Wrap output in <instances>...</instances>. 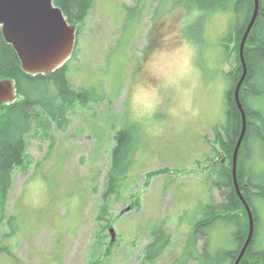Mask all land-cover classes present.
<instances>
[{
  "label": "rangeland",
  "instance_id": "rangeland-1",
  "mask_svg": "<svg viewBox=\"0 0 264 264\" xmlns=\"http://www.w3.org/2000/svg\"><path fill=\"white\" fill-rule=\"evenodd\" d=\"M158 1H140L141 12L138 0H95L76 28L67 76L74 88L103 98L71 99L53 119L36 108L8 193L7 214L19 229L0 264H171L204 205L226 201L228 189L211 185L216 176L208 174L220 162L229 166L213 127L224 123L238 66L240 40L228 38L233 17L214 15L201 40L189 41L184 11L158 10ZM125 126L139 139L135 160L118 191L103 196ZM251 145L253 173L264 174V148ZM258 209L256 244L264 248V204ZM162 221L170 243L147 262L144 247ZM234 228L220 223L211 243L229 246Z\"/></svg>",
  "mask_w": 264,
  "mask_h": 264
},
{
  "label": "trees",
  "instance_id": "trees-1",
  "mask_svg": "<svg viewBox=\"0 0 264 264\" xmlns=\"http://www.w3.org/2000/svg\"><path fill=\"white\" fill-rule=\"evenodd\" d=\"M140 1L142 0H138L136 6L141 11L144 5L139 6ZM94 2L95 0H54V4L62 10L68 23L75 25L76 28L84 22ZM163 4H167L168 9L180 8L184 11L182 36L186 40L197 42L201 40L206 22L223 12L230 13L233 17L228 38L235 33L237 39L241 41L254 9V0H159L157 9L159 10ZM137 7L133 9L136 10ZM124 9L133 10L127 7ZM138 14L141 15L140 12ZM156 15L157 10L153 18ZM237 48L238 66L235 74L231 76L225 94V120L224 123L213 127L223 150L229 155V158L227 157L229 166L220 162L219 165H213L208 174V178L216 176V179H212L211 185L228 189L226 201L222 204L210 201L204 205L202 212L195 217L194 223L190 222L191 230L180 254L171 264H189L191 261L196 264H233L247 237L248 215L236 193L231 176L232 153L242 122L233 96L234 87L242 72ZM244 58L247 74L239 96L247 120L251 116L256 121L251 122L250 119L247 121L237 166L240 156L246 164L244 167L243 162H239L236 175L239 190L253 214L254 232L239 264H264V248H259L256 244L257 229L261 225L258 206L259 203L264 204V174L255 175L250 162L253 152L251 143L264 148V0H259L258 13L245 43ZM67 70L66 62L46 74L30 75L24 72L16 52L4 41L0 32V79L12 80L16 90V99L12 103L0 104V229L1 226L5 227V231L0 233V254L9 253L7 240L19 229L17 216L7 214L8 193L12 185V170L22 164L25 156L24 136L31 130L36 108H40L48 118L53 119L60 107L71 99L87 103L103 98L96 97L93 88H74L67 76ZM138 146L139 139L133 126H125L117 132L103 196L118 191L134 163ZM220 223H224L225 226L235 224L229 246L211 243V233ZM169 243L170 233L162 221L152 231L151 239L144 247V260L152 262L157 259Z\"/></svg>",
  "mask_w": 264,
  "mask_h": 264
},
{
  "label": "water",
  "instance_id": "water-1",
  "mask_svg": "<svg viewBox=\"0 0 264 264\" xmlns=\"http://www.w3.org/2000/svg\"><path fill=\"white\" fill-rule=\"evenodd\" d=\"M258 9L259 0H254L253 14L239 43L238 57L242 72L233 91L242 122L232 153L231 176L249 220L247 237L233 264L240 263L254 232L253 214L239 190L236 170L238 153L248 121L239 96L247 74L244 48ZM0 32L4 41L16 52L22 70L30 75L46 74L63 66L70 59L75 46L76 26L68 23L62 10L54 4V0H0ZM15 99L14 82L9 79H0V104H10Z\"/></svg>",
  "mask_w": 264,
  "mask_h": 264
},
{
  "label": "bare ground",
  "instance_id": "bare-ground-1",
  "mask_svg": "<svg viewBox=\"0 0 264 264\" xmlns=\"http://www.w3.org/2000/svg\"><path fill=\"white\" fill-rule=\"evenodd\" d=\"M231 209V208H230Z\"/></svg>",
  "mask_w": 264,
  "mask_h": 264
}]
</instances>
